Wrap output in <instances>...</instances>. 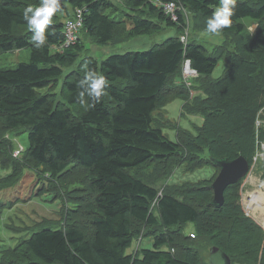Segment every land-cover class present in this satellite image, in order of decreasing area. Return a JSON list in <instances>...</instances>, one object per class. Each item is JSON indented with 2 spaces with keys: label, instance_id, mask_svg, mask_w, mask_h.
I'll use <instances>...</instances> for the list:
<instances>
[{
  "label": "trees",
  "instance_id": "16d2710c",
  "mask_svg": "<svg viewBox=\"0 0 264 264\" xmlns=\"http://www.w3.org/2000/svg\"><path fill=\"white\" fill-rule=\"evenodd\" d=\"M112 1L60 0V11L46 29V45L36 49L22 11L39 0H0V53L30 50L29 63L0 69V166L10 170L0 192L25 168L39 169L51 180L73 169L85 172L89 195L79 215L87 225L72 224L64 213L61 227L36 230L20 240L19 248L32 259L12 263V256L0 257V264H208L201 252L207 248L209 254L211 247L230 264H264V229L241 202L245 178L226 188L220 208L210 205V185L218 173L210 159L242 156L252 169L264 143L258 125L264 121V0H237L232 24L220 34L241 40L235 51L219 47L213 53L202 41L189 38L184 44L180 36L187 28L186 14L194 18L196 32H208L206 21L219 0H162L181 8L176 22L153 0H117L126 9L120 14ZM76 9L83 18L79 34L99 46L114 42L125 24V40L163 35L167 29L175 34L147 51L111 55L100 63L90 56L79 60L84 51L80 37L57 50L64 21ZM244 20L256 24L252 32L246 33ZM78 60L61 82V100L55 92L40 93L59 86L63 69ZM184 60L197 73L190 87L197 84L194 91L202 97H192L182 80ZM220 60L224 73L213 79ZM85 66L106 78L98 101L78 99ZM175 99L183 102L181 118L202 117V125L193 126L195 135L164 118V108ZM162 128L176 131L175 143ZM17 130L27 133L28 146L14 158L18 148L5 135ZM184 163H203L215 173L179 188L155 186L159 177L171 175L173 164ZM3 206L0 201V213ZM189 224L193 232L187 234ZM144 238L152 239V249L127 253L133 241Z\"/></svg>",
  "mask_w": 264,
  "mask_h": 264
},
{
  "label": "rangeland",
  "instance_id": "374dc122",
  "mask_svg": "<svg viewBox=\"0 0 264 264\" xmlns=\"http://www.w3.org/2000/svg\"><path fill=\"white\" fill-rule=\"evenodd\" d=\"M118 8L119 14L121 11H126L124 3L121 1H112ZM72 13L69 11L68 16ZM186 14V23L188 31V39L196 38L204 43L209 52H215L219 47H225L230 52L235 51L237 42L241 40L238 37H224L221 34L214 35L208 32H196L194 28V18ZM67 16V17H68ZM246 33L252 32L255 23L251 20H244ZM126 25V24H125ZM119 28L116 34V40L105 46L97 45L91 38L86 37L83 33L78 34L84 46L83 53L79 56V60L83 57L90 56L95 58L99 63L111 55H120L127 52L147 51L156 44L161 43L169 36L175 34L174 30L167 29L163 35L156 36H139L129 40H125L126 26ZM119 42V43H118ZM79 60L73 67L64 68L63 76L59 86L52 89L41 90L40 93L55 92L58 100L63 98L61 93V82L63 78L69 74L72 69L76 68ZM30 50L23 49L13 51L11 53H0V69H15L21 63H29ZM224 62L220 60L214 69L211 77L219 78L223 75ZM194 84V83H193ZM193 85L190 87L192 93L195 89ZM198 88V87H197ZM197 90V89H196ZM194 94H192L193 97ZM183 102L179 99L171 101L164 108V118L171 123L178 124L181 129L190 130L192 135H195V127L202 125V119L196 116H186L180 118V111ZM259 127L264 129V121L258 123ZM163 134L171 141L176 142V131L170 128H162ZM5 140L12 141L16 147H21L23 150L28 146L27 133L22 130H17L5 135ZM201 158L205 159L206 154ZM254 167L250 170L247 177L243 180L241 186V202L245 213H248L257 223L264 228V143L261 145L256 157ZM173 164L170 168L171 175L161 176L155 181V186L161 189L171 188V185H176L177 188L184 184H196L203 180L210 179L215 170L211 167L198 164L197 166L182 164L180 167L174 168ZM196 168V169H194ZM152 167L145 170V174H149ZM10 174L9 169H2L0 166V181ZM43 172L35 168H25L22 175L12 184L0 192V201L4 206L0 213V257L8 260V257L16 262H24L32 257L26 252L25 248H19L20 240L28 238L33 231L43 228L52 227L54 229L63 225L64 213L74 225H87V221L82 219L80 209L85 202H88L89 195L87 192L86 174L81 170H70L67 174L60 176L55 180H51L46 176H42ZM145 179L147 175L143 174ZM165 185V186H164ZM164 186V187H163ZM163 187V188H162ZM256 196V197H255ZM257 196L262 201L258 205L256 202ZM253 197H255L253 199ZM81 200V201H80ZM193 226L190 224L186 227L187 234L193 232ZM152 249V239L144 238L138 244L133 241L131 248L127 251L132 254L136 248ZM202 259L204 262H210L208 249L202 250Z\"/></svg>",
  "mask_w": 264,
  "mask_h": 264
},
{
  "label": "clouds",
  "instance_id": "9594fccd",
  "mask_svg": "<svg viewBox=\"0 0 264 264\" xmlns=\"http://www.w3.org/2000/svg\"><path fill=\"white\" fill-rule=\"evenodd\" d=\"M237 0H219V5L206 21V30L210 34L218 35L232 24ZM60 0H39L37 6H27L22 11V18L32 32L33 47L41 49L46 45V29L52 24L53 17L60 11ZM190 64L191 61L189 60ZM86 67L84 77L79 81L82 91L78 99L85 96L91 101H98L105 93L107 81L102 73ZM195 71V69H193Z\"/></svg>",
  "mask_w": 264,
  "mask_h": 264
},
{
  "label": "water",
  "instance_id": "95a60500",
  "mask_svg": "<svg viewBox=\"0 0 264 264\" xmlns=\"http://www.w3.org/2000/svg\"><path fill=\"white\" fill-rule=\"evenodd\" d=\"M210 161L218 168V173L210 185L213 192L210 205L214 208H220L224 203L223 194L226 188L246 178L251 169L247 160L242 156L234 160L211 158ZM209 256V264H230L229 258L216 247L209 249Z\"/></svg>",
  "mask_w": 264,
  "mask_h": 264
},
{
  "label": "built area",
  "instance_id": "2783aa9c",
  "mask_svg": "<svg viewBox=\"0 0 264 264\" xmlns=\"http://www.w3.org/2000/svg\"><path fill=\"white\" fill-rule=\"evenodd\" d=\"M153 3L159 7L164 15L168 16L172 21H177V15L176 12L180 11L181 8L176 6L174 3L170 2H163L162 0H153ZM184 11V10H183ZM83 18H82V10L76 9L73 11L72 16L69 18H66L64 21V27H63V43L62 45L57 49L59 52H61L65 48H69L72 46L78 39V34L80 30L83 27ZM188 40V31L187 28L185 29V32L180 36V41L182 43H186ZM189 60H184L182 65V80L184 84L187 87L191 86V80L192 77H196L197 73L196 71H193L191 68V64L188 63ZM23 152V149L21 147H18L17 150L14 151L13 157L19 158ZM248 215V213H246ZM191 238H194L192 234H190ZM140 239L138 240L139 243Z\"/></svg>",
  "mask_w": 264,
  "mask_h": 264
},
{
  "label": "crops",
  "instance_id": "0c3cea01",
  "mask_svg": "<svg viewBox=\"0 0 264 264\" xmlns=\"http://www.w3.org/2000/svg\"><path fill=\"white\" fill-rule=\"evenodd\" d=\"M255 26H256V24H255ZM255 26H254V28H253V30L255 29ZM252 30V31H253ZM225 66V65H224ZM224 70H225V68H224ZM223 73H224V71H223ZM213 79H216V78H213ZM193 97H202L203 96V94H202V92L201 91H199V90H195V91H193ZM188 116H196V118L197 117H200L201 119H202V117L201 116H199V115H188ZM181 118V117H180ZM203 121V120H202ZM181 128V127H180ZM184 130H186V129H184ZM187 131H190V130H187ZM190 225V224H189ZM193 226V225H192ZM193 229V228H192ZM141 241V240H140ZM140 241H139V243L136 241V243L138 244V246H139V244H140ZM138 248V247H137ZM136 248V249H137ZM136 249H135V251H136ZM134 251V252H135ZM128 253V252H127ZM128 254H130V253H128Z\"/></svg>",
  "mask_w": 264,
  "mask_h": 264
},
{
  "label": "bare ground",
  "instance_id": "6f19581e",
  "mask_svg": "<svg viewBox=\"0 0 264 264\" xmlns=\"http://www.w3.org/2000/svg\"><path fill=\"white\" fill-rule=\"evenodd\" d=\"M256 197V196H255ZM255 197H253V199L255 198ZM262 198V197H261ZM259 196H257V199H256V202L255 203H258V205L260 204V202L262 201V199H261ZM258 201H260V202H258ZM264 204V203H263Z\"/></svg>",
  "mask_w": 264,
  "mask_h": 264
}]
</instances>
